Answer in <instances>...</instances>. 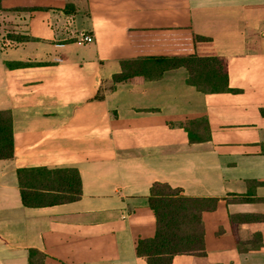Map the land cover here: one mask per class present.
I'll return each mask as SVG.
<instances>
[{
  "label": "crops",
  "instance_id": "obj_1",
  "mask_svg": "<svg viewBox=\"0 0 264 264\" xmlns=\"http://www.w3.org/2000/svg\"><path fill=\"white\" fill-rule=\"evenodd\" d=\"M3 8L0 112L11 114L14 157L0 161V264H30L32 250L44 264H148L137 246L156 234L155 183L218 200L202 215L205 255L172 264H264V0ZM183 25L206 39L200 56L227 61L229 92L199 91L185 68L114 83L137 57L131 30ZM81 33L94 42L75 44ZM30 168L77 170L82 198L24 207L17 171Z\"/></svg>",
  "mask_w": 264,
  "mask_h": 264
},
{
  "label": "trees",
  "instance_id": "obj_2",
  "mask_svg": "<svg viewBox=\"0 0 264 264\" xmlns=\"http://www.w3.org/2000/svg\"><path fill=\"white\" fill-rule=\"evenodd\" d=\"M4 1L0 0V12L4 11ZM37 1L64 3V0ZM130 36L137 57L122 62V72L113 78L115 84L159 79L166 71L185 68L189 73V84L199 91H230L227 61L218 57L200 56L198 45L206 39L196 34L190 25L134 29L130 31ZM18 40L23 42L27 39ZM183 128L188 132L190 140H201L194 137L186 125ZM13 157L11 114L0 112V161L12 160ZM17 175L24 207H49L82 198V181L75 169H19ZM217 202V199L187 197L181 189L166 183L153 184L149 207L156 217V234L151 239L138 242V256L148 264H172L178 255L204 256L202 215L206 211L215 210ZM33 255L38 258L33 260ZM30 256V264H44L46 259V255L37 250L30 251Z\"/></svg>",
  "mask_w": 264,
  "mask_h": 264
},
{
  "label": "built area",
  "instance_id": "obj_3",
  "mask_svg": "<svg viewBox=\"0 0 264 264\" xmlns=\"http://www.w3.org/2000/svg\"><path fill=\"white\" fill-rule=\"evenodd\" d=\"M73 42L79 46L85 45V44H90L94 42V37L87 34V33H81L77 35L75 38L72 39ZM65 43L61 42L57 46L63 47Z\"/></svg>",
  "mask_w": 264,
  "mask_h": 264
},
{
  "label": "rangeland",
  "instance_id": "obj_4",
  "mask_svg": "<svg viewBox=\"0 0 264 264\" xmlns=\"http://www.w3.org/2000/svg\"><path fill=\"white\" fill-rule=\"evenodd\" d=\"M8 30H9V31H13V29L11 30V28H8ZM19 38H21V37H19ZM14 39H15V36H14ZM37 258H38V257H37L36 255H33V256H32V259H33V260H36Z\"/></svg>",
  "mask_w": 264,
  "mask_h": 264
}]
</instances>
